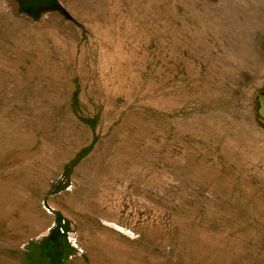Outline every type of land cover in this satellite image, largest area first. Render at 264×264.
<instances>
[{"label":"rangeland","instance_id":"rangeland-1","mask_svg":"<svg viewBox=\"0 0 264 264\" xmlns=\"http://www.w3.org/2000/svg\"><path fill=\"white\" fill-rule=\"evenodd\" d=\"M0 0V264H264V0Z\"/></svg>","mask_w":264,"mask_h":264},{"label":"water","instance_id":"water-1","mask_svg":"<svg viewBox=\"0 0 264 264\" xmlns=\"http://www.w3.org/2000/svg\"><path fill=\"white\" fill-rule=\"evenodd\" d=\"M17 12L37 21L46 12H57L64 19L74 22V18L59 0H16Z\"/></svg>","mask_w":264,"mask_h":264}]
</instances>
